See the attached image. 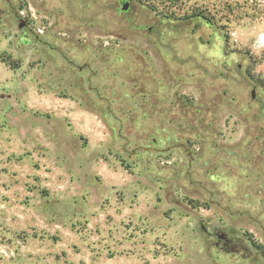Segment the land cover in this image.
Masks as SVG:
<instances>
[{"label":"rangeland","instance_id":"obj_1","mask_svg":"<svg viewBox=\"0 0 264 264\" xmlns=\"http://www.w3.org/2000/svg\"><path fill=\"white\" fill-rule=\"evenodd\" d=\"M0 264H264V0H0Z\"/></svg>","mask_w":264,"mask_h":264},{"label":"flooded vegetation","instance_id":"obj_2","mask_svg":"<svg viewBox=\"0 0 264 264\" xmlns=\"http://www.w3.org/2000/svg\"><path fill=\"white\" fill-rule=\"evenodd\" d=\"M16 16H17V18H18V20L20 22V26H21L20 28L24 31V36L28 38L30 36L29 33H27V31H28L27 29L30 28L29 20L23 18L20 15H16ZM37 38L38 37H36V39ZM87 67H88V64H86L84 66H80L79 69L82 71L84 68H87Z\"/></svg>","mask_w":264,"mask_h":264},{"label":"water","instance_id":"obj_3","mask_svg":"<svg viewBox=\"0 0 264 264\" xmlns=\"http://www.w3.org/2000/svg\"><path fill=\"white\" fill-rule=\"evenodd\" d=\"M121 7H120V12L122 13H127L129 12V2L128 1H121L120 2ZM20 26V25H19ZM21 27V26H20ZM253 97H254V92H253Z\"/></svg>","mask_w":264,"mask_h":264}]
</instances>
